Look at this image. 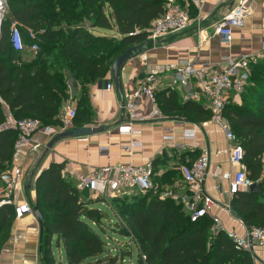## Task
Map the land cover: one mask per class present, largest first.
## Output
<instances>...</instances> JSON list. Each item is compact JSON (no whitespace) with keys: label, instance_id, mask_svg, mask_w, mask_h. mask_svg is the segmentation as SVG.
<instances>
[{"label":"trees","instance_id":"16d2710c","mask_svg":"<svg viewBox=\"0 0 264 264\" xmlns=\"http://www.w3.org/2000/svg\"><path fill=\"white\" fill-rule=\"evenodd\" d=\"M169 2L189 15V0H5L6 13L0 24V175L11 168L17 138L14 130L3 129L6 109L15 119L31 118L43 126L60 127L62 105L76 99L68 93L71 81L80 92L72 124L82 127L90 115L88 86L105 80L117 56L145 42L146 30ZM85 21H90L88 29ZM13 22L20 27L26 49L38 45V52L27 63H21L22 52L15 51L10 42ZM95 29L116 35H95ZM136 30L141 33L128 36ZM29 32L36 34L35 40L29 39ZM250 69L241 104L225 107L223 118L239 139L247 176L257 182L259 191L233 195L229 210L247 229H264V59ZM155 98L167 115L176 113L198 125L211 118L203 102H183L175 91L155 93ZM63 167L51 164L33 182L34 208L41 215L38 264H56L54 238L66 264H86L94 258L96 264L104 258V264L123 263L133 247L113 256L96 230L102 229L106 215L93 205L106 200H83L75 184L64 178ZM167 177L152 178L154 188L146 193L133 190L108 203L117 219L115 233L135 241L137 264H254L252 253L237 250L223 230L211 232L210 216L191 222L183 203L160 199L163 186L173 184L164 181ZM15 217L13 206H0V252Z\"/></svg>","mask_w":264,"mask_h":264},{"label":"crops","instance_id":"0c3cea01","mask_svg":"<svg viewBox=\"0 0 264 264\" xmlns=\"http://www.w3.org/2000/svg\"><path fill=\"white\" fill-rule=\"evenodd\" d=\"M239 1L200 0L197 5L189 0L190 27L185 32L163 37L156 45L148 44L147 50L127 61L120 72L122 94L117 91L111 72L105 80L88 86L86 97L90 115L83 121L82 127L99 128L102 131L80 138H63L50 148L48 144L51 138L41 130L35 132L30 144L16 151L12 159L11 168H19L22 174L20 185L23 192L20 195V186L16 187V207L26 204L34 208L33 182L36 176L51 164H62L64 178L73 184L76 176L89 175L104 166L129 163L135 166L151 165V180L169 176L164 181L169 179L173 184H165L163 189H171L178 195H183L187 189L182 182L179 167L206 152L209 155L208 174L202 183V191L213 200L209 216L219 222L220 230L225 233L246 236L245 225L229 211L233 197L229 193V181L237 169L229 162L228 143L216 124L209 120L198 125L180 119L176 113L167 115L160 109L158 102L157 107L162 117L149 118L152 105L146 98L141 97L136 100V108L138 116L143 120L132 124V130L139 134L128 136L118 132V128L127 122L124 112L125 98L138 87L146 74L158 72L155 90L157 96L172 90L183 101L186 91L196 90L195 80L186 88L171 86L170 74L159 71L166 64L188 61L197 70L209 74L221 72L225 67L224 60L228 57L255 56L260 53L264 46V0H249L251 13L242 27L233 28L229 44L224 43L222 38L214 33L215 25L227 16ZM96 30L101 29H95V35H116L115 32L111 35L100 34ZM30 46L22 53L29 51L33 55L36 54L30 51ZM30 59L29 56L24 57L21 63H27ZM106 84L113 88L110 91L105 90ZM68 86L69 96L76 97V101L71 102L77 110L80 92L74 89L71 81ZM201 102L208 109L204 101ZM73 129L76 127L71 124L67 130ZM188 129L195 132V138L190 141L183 138V131ZM166 136L172 138L167 140ZM132 143H139L140 146L131 147ZM33 144L40 145L38 151L31 150ZM100 148H107V153H100ZM31 173L33 175L29 184ZM0 185L3 188L2 184ZM81 194L83 200L90 198L87 192ZM101 204L106 207L104 203ZM95 205L93 208L101 210ZM110 210L112 211L111 208ZM39 235L36 215L24 213L15 217L9 238L0 252V264H38ZM55 240L56 238L53 239V244ZM251 253L254 264H264V248L255 246Z\"/></svg>","mask_w":264,"mask_h":264},{"label":"built area","instance_id":"2783aa9c","mask_svg":"<svg viewBox=\"0 0 264 264\" xmlns=\"http://www.w3.org/2000/svg\"><path fill=\"white\" fill-rule=\"evenodd\" d=\"M195 4H199L200 0H191ZM6 13L5 0H0V24ZM251 7L249 0H240L220 22L215 25L214 33L222 38L224 43H230L232 40L233 28H240L244 25L245 19L250 15ZM191 21L187 12L179 6L169 2L166 5L165 12L155 21L152 22L149 29L146 30L145 42L150 45H156L160 39L172 34L185 32L190 27ZM19 25L16 22L10 26V42L15 51L23 52L25 46L20 33ZM141 33L136 30L128 36H135ZM201 34V31H199ZM31 40H35L36 34L28 33ZM39 50L38 45L33 43L30 51L36 53ZM264 59V46L259 54L255 56L244 55L238 58L228 57L225 61V67L221 72L205 73L197 70L192 63L188 61H178L166 64L161 73L170 74L171 86L177 88H186L192 80H195V91H186L183 101L201 102L204 101L211 112V123L216 124L224 133L228 143V156L231 166L236 167L237 171L233 178L229 181V193L235 195L238 192H246L255 183L247 176L246 166L243 162L244 151L239 139L230 129L228 123L223 118V110L230 104H241V95L248 85L251 75V64ZM158 72H150L144 76L138 87L125 98L124 112L127 122L124 126L118 128L121 135H138V132L132 130V124L143 120L138 116L136 108V100L144 97L152 105L149 112V118H161L162 114L157 107L155 90L156 76ZM113 87L106 84L105 90L110 91ZM76 116V108L70 101L64 103L61 113L60 127L43 126L36 119H15L6 109V119L3 129H11L17 133L14 143L15 152L30 144L33 134L37 131H43L48 138H52L58 133L66 131L72 124V120ZM172 137L166 136L165 139L170 140ZM183 138L185 140H193L195 138L194 130H184ZM140 146L139 143H132L131 147ZM39 144L31 146L32 151H38ZM100 153H107V148H100ZM264 163V157H263ZM209 155L206 152L201 153L189 165H181L179 167L182 182L185 185L186 194L178 195L171 189H162L159 198H172L183 203L184 207L190 215L191 222L209 216V208L213 205V200L204 195L202 191V183L208 174ZM21 170L19 168H10L8 171L0 175V184L3 186L2 196L0 197V206L11 205L15 208L16 217H20L24 213L36 215L33 208L26 204L16 207L14 198L16 187L21 193L20 185ZM152 167L135 166L131 163L126 165L104 166L89 175H78L75 180V187L79 192H87L90 198L122 196L137 190L140 193H146L154 188L151 180ZM257 183V182H256ZM220 230L219 222L213 219L211 228L212 233ZM226 236L233 242L237 250L252 252L253 247L264 248V229L253 227L247 230L244 237L235 233H226ZM127 243L128 247H134L135 241L130 238Z\"/></svg>","mask_w":264,"mask_h":264},{"label":"rangeland","instance_id":"374dc122","mask_svg":"<svg viewBox=\"0 0 264 264\" xmlns=\"http://www.w3.org/2000/svg\"><path fill=\"white\" fill-rule=\"evenodd\" d=\"M89 25H90V21H85L84 26L87 29L89 28ZM96 31L100 34H110V35L113 34V32H114V31H106V30H96ZM147 44H149V43H147ZM27 56L33 57L34 55L29 51H25L24 53L21 54V60ZM87 197H88V195H87ZM96 198H98V197H96ZM99 198L106 200V202L104 203L106 205V207L101 206L102 205L101 203L96 204L101 209L98 211L105 214L106 219H104V221L102 223V226H101L102 229H99V228L96 229L98 234L100 235L102 240L107 244V248L110 251V254H112L113 256L116 254H119L121 251L127 252L129 249L127 243L130 242L131 240H130V238L122 237V236H119L118 234L115 233L114 230L116 229L115 224H116L117 219H116L115 215L113 214V212L110 210V206L108 204L109 201L113 200V198H116V197L107 196L104 198L103 197H99ZM93 199H95V198H93ZM52 249H53V256L56 260V264H66V259H65V255H64L63 250L62 249L58 250L55 246V243L53 244ZM102 260H103L102 264H104L106 262V259L104 258ZM86 264H96L95 258L87 261ZM121 264H137V253H136V250L134 247L132 248L131 257H125V261Z\"/></svg>","mask_w":264,"mask_h":264},{"label":"water","instance_id":"95a60500","mask_svg":"<svg viewBox=\"0 0 264 264\" xmlns=\"http://www.w3.org/2000/svg\"><path fill=\"white\" fill-rule=\"evenodd\" d=\"M148 49V44L147 42H142L139 45L130 47L129 49H127L125 52H123L122 54H120L119 56H117L115 58V60L112 63L111 66V72H112V76H113V80L115 83V87L117 89V91L119 92V94H122V86H121V78H120V72H121V67L130 59H132L133 57L139 55L141 52L145 51ZM101 85V84H99ZM99 131H102V129L99 128H87V127H79L73 130H66L64 132L58 133L55 136H53L48 144V148L52 147L53 144H55L57 141L63 139V138H80V137H85L91 134H96ZM33 173L30 174V179H29V184L31 183V177H32ZM250 192H258L259 188L257 183H254L250 188H249ZM35 213H36V217H37V221L39 224V234L41 233V215L40 213L36 210V208H33ZM230 211V210H229ZM248 230V229H247Z\"/></svg>","mask_w":264,"mask_h":264}]
</instances>
